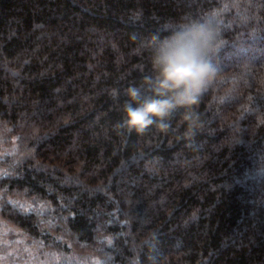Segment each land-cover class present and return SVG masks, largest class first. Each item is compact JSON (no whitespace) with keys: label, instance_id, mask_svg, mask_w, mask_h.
I'll return each instance as SVG.
<instances>
[{"label":"trees","instance_id":"trees-1","mask_svg":"<svg viewBox=\"0 0 264 264\" xmlns=\"http://www.w3.org/2000/svg\"><path fill=\"white\" fill-rule=\"evenodd\" d=\"M219 7L0 0V218L100 264H264V0H229L198 120L116 128L123 89L150 72L143 38Z\"/></svg>","mask_w":264,"mask_h":264},{"label":"clouds","instance_id":"clouds-1","mask_svg":"<svg viewBox=\"0 0 264 264\" xmlns=\"http://www.w3.org/2000/svg\"><path fill=\"white\" fill-rule=\"evenodd\" d=\"M219 3V8L167 22L158 33L143 38L141 46L148 54L150 72L123 89L117 129L137 135L150 129L167 133L177 112L185 122L199 119L196 109L202 96L209 89L215 91L217 81L223 79L214 58L224 43L221 17L229 0ZM239 82V77L232 76L231 87L224 94L213 95L211 102L224 104ZM110 95L119 100L121 91L113 88ZM258 175L264 176V170Z\"/></svg>","mask_w":264,"mask_h":264},{"label":"rangeland","instance_id":"rangeland-1","mask_svg":"<svg viewBox=\"0 0 264 264\" xmlns=\"http://www.w3.org/2000/svg\"><path fill=\"white\" fill-rule=\"evenodd\" d=\"M0 240L5 243L0 245V256L6 257L5 260L0 261V264H25L29 260L28 253L24 252V248H30L36 260L32 261V264H69V258L71 264H77V261L82 264H99L101 259L94 255L89 254H78L74 251L64 252L56 250L54 248L44 247L43 244L32 239L30 236L25 234L16 225L9 223L0 218ZM22 241L20 244H16L15 241ZM49 253L55 254L59 259H53L46 255Z\"/></svg>","mask_w":264,"mask_h":264},{"label":"snow or ice","instance_id":"snow-or-ice-1","mask_svg":"<svg viewBox=\"0 0 264 264\" xmlns=\"http://www.w3.org/2000/svg\"><path fill=\"white\" fill-rule=\"evenodd\" d=\"M2 174H6V173H2ZM21 207L24 208L25 211H29L30 210V206L29 207H25V206L21 205ZM4 243L5 242L3 240H0V245H2ZM15 243L16 244H20V243H22V241L17 240V241H15ZM24 252L28 253V255H29V260L26 261L25 264H32V261L37 259V257H35L33 255L32 250L30 248H24ZM46 255L52 257L53 259H57V260L59 259V257H56L55 254H53V253H49V254H46ZM5 259H6V257L0 256V261H3ZM71 259L72 258H69V264H71ZM41 264H44V262H41ZM77 264H82V262L77 261ZM97 264H99V262H97Z\"/></svg>","mask_w":264,"mask_h":264}]
</instances>
